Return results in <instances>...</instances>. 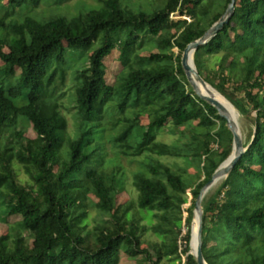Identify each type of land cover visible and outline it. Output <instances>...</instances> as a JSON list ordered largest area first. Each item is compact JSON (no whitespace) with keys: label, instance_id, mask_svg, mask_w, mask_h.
I'll use <instances>...</instances> for the list:
<instances>
[{"label":"trees","instance_id":"trees-1","mask_svg":"<svg viewBox=\"0 0 264 264\" xmlns=\"http://www.w3.org/2000/svg\"><path fill=\"white\" fill-rule=\"evenodd\" d=\"M41 1L8 0V7H38ZM231 1L223 0L221 11L214 15L215 0H169L154 15H130L120 0H105L100 10L71 20L57 17L40 23L27 18L5 24L0 19V223L22 217L7 235H0V264H119L122 252L140 264L165 260L183 264V257L185 264H197L190 255L196 201L232 155L233 135L218 111L195 93L182 60L187 47L221 20ZM0 8H5L3 0ZM177 13L192 21L175 22L172 16ZM146 39L155 42L159 53L139 57L136 53ZM96 43L89 68L78 74L73 99L76 132L71 137L55 97L58 72L63 83L68 49L90 51ZM115 50L123 71L111 86L105 60ZM218 55H223L220 72L213 75L206 62ZM195 64L204 80L252 127L244 142L246 154L203 201L205 260L208 264H264V0H238L230 24L198 49ZM16 70L21 71L19 77ZM231 84L241 90L245 103L228 94ZM114 108L121 114L127 108L153 113L147 127L136 115L125 119L126 126L116 139L121 147H130L127 143L134 140L135 156H173L168 146L156 141L168 123L175 129L192 127L195 132L185 155L200 162L193 186L161 163L149 166V175L141 173L136 179V205L153 213L156 223L150 231L160 238L149 249L141 244L148 227L130 216L134 203L118 204L122 180L99 169L102 121ZM196 121L197 127L192 125ZM23 123L33 125L36 139L24 137L19 130ZM6 132L15 135L17 146L3 144ZM14 162L22 166L30 185L18 182ZM188 193L193 199L186 209ZM90 195L107 218L93 232L86 224ZM24 232L31 237L32 248Z\"/></svg>","mask_w":264,"mask_h":264},{"label":"rangeland","instance_id":"rangeland-1","mask_svg":"<svg viewBox=\"0 0 264 264\" xmlns=\"http://www.w3.org/2000/svg\"><path fill=\"white\" fill-rule=\"evenodd\" d=\"M105 0H42L38 7H33L29 4H25L20 8L8 7V0H3V6L0 8V19L4 20L5 24L22 23L27 18H32L40 23H47L48 21L57 18L65 17L67 19H74L88 12L100 10ZM169 0H120L121 7L127 11L130 15L147 14L154 15L162 10ZM216 6L213 11V15L221 11V5L223 0H215ZM207 4V3H206ZM7 8V9H6ZM207 18L206 20H208ZM175 22L187 21L191 22L192 18L189 16H181L179 13L173 19ZM99 43H96L90 51L68 49L66 54V62L62 68L65 73V80L61 83V70L58 72L56 86L58 88L55 95L57 104L60 111L65 116L68 122V134L74 137L76 132L75 122V103L76 89L79 86L78 74L83 70L89 68L90 57L92 53L97 50ZM7 51V49H5ZM178 54V49L173 50ZM159 49L156 47L154 41L146 39L142 48L138 49L137 55L139 57H149L152 54H158ZM223 58V55L211 57L207 60L206 65L209 72L213 75L216 72H220L219 64ZM107 68L106 80L111 86L116 85L118 77L123 71V67L120 61V53L118 50L105 60ZM3 66L0 60V67ZM21 74L20 70H16V77ZM219 82V81H218ZM54 85V87H55ZM54 88H51L53 90ZM228 94L235 100L241 103H245V98L240 89L232 87V84L228 86ZM74 99V101H73ZM237 110V109H236ZM238 112V111H237ZM239 114V112H238ZM135 115L138 117L139 123L147 127L150 124L152 118V111H139L132 108H127L124 114H121L117 108L111 109L109 114L102 121V126L105 129L103 139L101 141L103 150V160L99 169L107 173L108 175H115L123 182V189L118 197V204L124 205L128 202H133L135 208L130 212V216H135L137 220L141 221V225L147 226L148 231L143 237L141 244L143 249L151 248L152 244L159 243L160 238L158 235L153 234L150 228L155 225L156 220L154 215L150 211H143L137 207V200L139 192L135 186L138 175L144 173L149 175V166H155L158 163L171 167L176 172H179L184 181L193 186V183L197 182L196 175L198 174L199 159H187V151L190 149L189 144L193 142V136L195 132L192 127H183L175 129L171 123H168L166 127L161 130L156 137L158 143L164 144L174 153L173 156L160 157L151 155L150 153H144L140 156H135L136 142L131 140L127 143L130 147H121L123 144H116L117 137L120 136L126 126L125 119L133 120ZM236 120L240 126L243 142L247 140L249 132L252 130L251 125L240 114H236ZM193 126L197 127L198 122H193ZM19 130L23 133L24 137L30 140H34L37 134L32 124L23 123L20 125ZM4 145L16 144L15 135L12 136L10 132L3 134L2 138ZM217 148V147H216ZM124 152H127L126 155ZM14 171L17 176V180L23 186L31 184L29 177L24 173L22 166L14 162ZM201 178L204 179L203 173L200 172ZM196 179V180H195ZM225 180L220 181L217 186L210 192L213 194L217 188H219ZM189 203L193 199L192 195L188 193ZM97 199L90 195V201L88 203V218H87V230L92 231L97 225L102 224L107 220L96 208ZM191 206V205H190ZM189 208V205H188ZM186 216V214H185ZM22 221V217L13 216L9 217L6 223H0V235H7L11 227H15ZM187 232V228L183 224L182 234ZM24 238L27 240L29 248L33 247V241L27 233H23ZM94 242L93 238L90 239ZM181 246V242H180ZM152 251V250H151ZM141 260V259H140ZM183 260V259H182ZM119 264H140L139 261L129 259L123 252L120 254ZM161 264H171L169 260L163 261Z\"/></svg>","mask_w":264,"mask_h":264},{"label":"water","instance_id":"water-1","mask_svg":"<svg viewBox=\"0 0 264 264\" xmlns=\"http://www.w3.org/2000/svg\"><path fill=\"white\" fill-rule=\"evenodd\" d=\"M238 4V0H232L226 13L221 18V20L209 30L203 38L199 41L190 44L183 55L182 65L185 71L186 77L194 89L195 93L205 102L213 106L219 113L220 117L226 120L227 128L233 135V152L230 158L218 169L216 174L213 176L212 180L202 189L200 196L196 201V207L194 211V217H199V232H198V248L195 252L192 251V237H193V227L191 230V252L197 264H208L205 260L203 253V226H204V210L203 201L206 196L215 188L216 184L221 180H226L230 173L234 170L236 165L239 163L241 158L246 154L247 149L244 147V142L242 135L239 132L238 124L232 120L226 108L212 96V94L207 90L211 85L208 84L204 78L200 75L195 64V54L200 47L206 46L210 41H212L217 35L224 30V28L230 24ZM189 205L188 203L185 208ZM188 209V208H186ZM186 218V216H184Z\"/></svg>","mask_w":264,"mask_h":264},{"label":"bare ground","instance_id":"bare-ground-1","mask_svg":"<svg viewBox=\"0 0 264 264\" xmlns=\"http://www.w3.org/2000/svg\"><path fill=\"white\" fill-rule=\"evenodd\" d=\"M205 91H207V92L209 91L212 94V96L214 98H216L226 108V110L229 113L232 120H234L238 124V122L236 120V113L237 112L235 111L236 109H234L235 107L228 100H226L222 95H220V93L216 89H214L212 86H210ZM238 129H239V132L241 134V129H240L239 124H238ZM217 184H216V186H217ZM192 227H193L192 251L195 252L198 248V232H199V217L198 216L194 217L193 222H192Z\"/></svg>","mask_w":264,"mask_h":264},{"label":"built area","instance_id":"built-area-1","mask_svg":"<svg viewBox=\"0 0 264 264\" xmlns=\"http://www.w3.org/2000/svg\"><path fill=\"white\" fill-rule=\"evenodd\" d=\"M176 17V14H174L173 16H172V19H174ZM181 250H182V244H181ZM186 263V259H185V257H183V264H185Z\"/></svg>","mask_w":264,"mask_h":264}]
</instances>
